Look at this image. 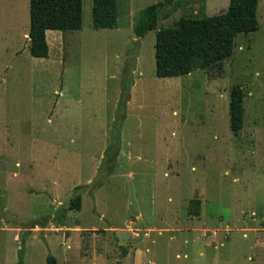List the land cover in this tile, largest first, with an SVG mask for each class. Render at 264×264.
I'll return each mask as SVG.
<instances>
[{"label":"rangeland","instance_id":"374dc122","mask_svg":"<svg viewBox=\"0 0 264 264\" xmlns=\"http://www.w3.org/2000/svg\"><path fill=\"white\" fill-rule=\"evenodd\" d=\"M158 1L117 0L118 25L95 29L82 0L81 28L47 30L48 55L35 57L29 0H0V264H264V0L230 57L164 78L156 31L229 1L188 0L135 36ZM100 235L103 252L81 255Z\"/></svg>","mask_w":264,"mask_h":264},{"label":"trees","instance_id":"16d2710c","mask_svg":"<svg viewBox=\"0 0 264 264\" xmlns=\"http://www.w3.org/2000/svg\"><path fill=\"white\" fill-rule=\"evenodd\" d=\"M225 11L211 16H180L176 26L159 28L155 33L154 60L155 75L159 78L189 74L197 68H207L233 53L236 36L239 33L256 31L258 0H228ZM188 0H162L148 5L134 25L133 33L142 37L155 28L160 18L185 5ZM91 18L93 28H114L118 25L117 0H92ZM82 25V0H29L28 48L32 56L48 55L47 30L67 32L78 30ZM127 85L123 87L122 98L126 100ZM128 90V89H127ZM243 90L235 84L229 92V127L237 134L243 126ZM118 138V135H117ZM114 152L116 149L110 146ZM79 188V187H77ZM81 192L71 197L68 208L79 210ZM188 213L199 215L200 200L190 201ZM103 235L85 237L81 242L80 254L89 255L104 250ZM21 253H19L20 255ZM48 264H56L53 257H47ZM16 264H22L21 256Z\"/></svg>","mask_w":264,"mask_h":264},{"label":"crops","instance_id":"0c3cea01","mask_svg":"<svg viewBox=\"0 0 264 264\" xmlns=\"http://www.w3.org/2000/svg\"><path fill=\"white\" fill-rule=\"evenodd\" d=\"M258 4H259V0H258V3H257V12H258V9H259V5H258ZM257 16H258V15H257ZM257 18H258V17H257ZM126 255H127V254H126ZM126 255H125V256H126ZM100 256H102V255H100Z\"/></svg>","mask_w":264,"mask_h":264}]
</instances>
